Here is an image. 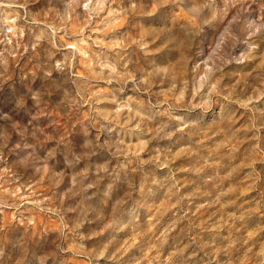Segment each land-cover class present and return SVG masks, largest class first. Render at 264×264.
<instances>
[{
  "label": "rangeland",
  "instance_id": "obj_1",
  "mask_svg": "<svg viewBox=\"0 0 264 264\" xmlns=\"http://www.w3.org/2000/svg\"><path fill=\"white\" fill-rule=\"evenodd\" d=\"M0 264H264V0H0Z\"/></svg>",
  "mask_w": 264,
  "mask_h": 264
}]
</instances>
